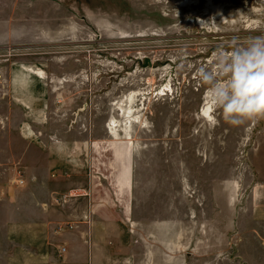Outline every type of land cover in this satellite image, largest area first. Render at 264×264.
I'll use <instances>...</instances> for the list:
<instances>
[{
	"label": "rangeland",
	"instance_id": "rangeland-1",
	"mask_svg": "<svg viewBox=\"0 0 264 264\" xmlns=\"http://www.w3.org/2000/svg\"><path fill=\"white\" fill-rule=\"evenodd\" d=\"M261 34L264 0H0V250L115 203L99 264H264V119L224 123L196 78Z\"/></svg>",
	"mask_w": 264,
	"mask_h": 264
},
{
	"label": "clouds",
	"instance_id": "clouds-1",
	"mask_svg": "<svg viewBox=\"0 0 264 264\" xmlns=\"http://www.w3.org/2000/svg\"><path fill=\"white\" fill-rule=\"evenodd\" d=\"M196 78L224 123L242 126L264 119V34L243 42L233 37L227 46L217 47L208 65L196 70ZM217 122L213 115L212 123Z\"/></svg>",
	"mask_w": 264,
	"mask_h": 264
},
{
	"label": "crops",
	"instance_id": "crops-1",
	"mask_svg": "<svg viewBox=\"0 0 264 264\" xmlns=\"http://www.w3.org/2000/svg\"><path fill=\"white\" fill-rule=\"evenodd\" d=\"M119 205L115 203L110 204L109 206L111 208L106 207L104 204L94 205L96 209L95 212L94 210H91L94 214L90 216V221L92 223L90 235H86L85 231L67 233L64 240L68 244L69 249L68 246H63L58 251L54 249L32 247L35 243H37L35 242L36 240L39 241L41 236H15L16 239L27 237L31 238L33 245L30 247L27 245L17 244L18 248L13 249L12 251L7 249H4L3 251L0 250L2 258L5 259H3L4 264H99L98 262L101 256V250L95 246L96 244L94 241L92 242V236H101L102 240H109V236H122L119 228L120 225L124 223V220L122 214H120L117 210ZM130 209L129 204L123 208L124 218L127 215V211ZM79 236H81V239H84V236H91L89 254L88 250L83 248V244L81 243ZM4 238L5 241H7L9 236H5ZM4 255L5 257H3ZM9 256L11 258H8Z\"/></svg>",
	"mask_w": 264,
	"mask_h": 264
},
{
	"label": "built area",
	"instance_id": "built-area-1",
	"mask_svg": "<svg viewBox=\"0 0 264 264\" xmlns=\"http://www.w3.org/2000/svg\"><path fill=\"white\" fill-rule=\"evenodd\" d=\"M4 86V81H3V76L0 74V90H1V87ZM63 228H60V230H62Z\"/></svg>",
	"mask_w": 264,
	"mask_h": 264
},
{
	"label": "snow or ice",
	"instance_id": "snow-or-ice-1",
	"mask_svg": "<svg viewBox=\"0 0 264 264\" xmlns=\"http://www.w3.org/2000/svg\"><path fill=\"white\" fill-rule=\"evenodd\" d=\"M205 114H207V112H205Z\"/></svg>",
	"mask_w": 264,
	"mask_h": 264
}]
</instances>
